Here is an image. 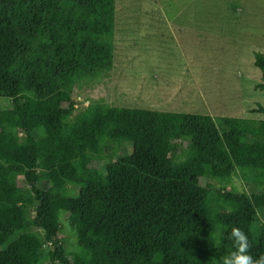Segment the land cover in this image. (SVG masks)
<instances>
[{
  "label": "trees",
  "instance_id": "trees-1",
  "mask_svg": "<svg viewBox=\"0 0 264 264\" xmlns=\"http://www.w3.org/2000/svg\"><path fill=\"white\" fill-rule=\"evenodd\" d=\"M115 8L0 0V98L12 103L0 109V264H220L235 250L233 227L258 258L264 119L73 99L114 67ZM254 54L263 91L264 53ZM101 157L104 169L91 167ZM239 171L257 192L230 189Z\"/></svg>",
  "mask_w": 264,
  "mask_h": 264
},
{
  "label": "rangeland",
  "instance_id": "rangeland-1",
  "mask_svg": "<svg viewBox=\"0 0 264 264\" xmlns=\"http://www.w3.org/2000/svg\"><path fill=\"white\" fill-rule=\"evenodd\" d=\"M110 41L114 67L107 77L75 90L79 107L100 101L214 119H264L252 113L264 107L254 54L264 53V0H116ZM11 104L0 98V109ZM130 151L127 144L118 154ZM103 158H94L91 167L104 169ZM202 184L218 187L208 180ZM230 189L258 191L240 171ZM63 217L60 237L75 251L74 227Z\"/></svg>",
  "mask_w": 264,
  "mask_h": 264
},
{
  "label": "clouds",
  "instance_id": "clouds-1",
  "mask_svg": "<svg viewBox=\"0 0 264 264\" xmlns=\"http://www.w3.org/2000/svg\"><path fill=\"white\" fill-rule=\"evenodd\" d=\"M229 239L233 241L235 250L220 257V264H264V254L258 258L251 254L252 242L241 228L233 227Z\"/></svg>",
  "mask_w": 264,
  "mask_h": 264
}]
</instances>
